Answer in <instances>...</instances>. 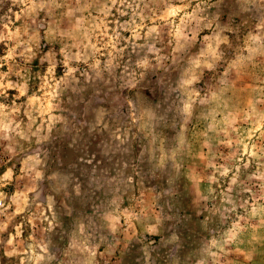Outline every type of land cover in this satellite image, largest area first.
Listing matches in <instances>:
<instances>
[{
	"label": "rangeland",
	"instance_id": "374dc122",
	"mask_svg": "<svg viewBox=\"0 0 264 264\" xmlns=\"http://www.w3.org/2000/svg\"><path fill=\"white\" fill-rule=\"evenodd\" d=\"M39 2L0 0V264H264V0H194L87 76L76 5Z\"/></svg>",
	"mask_w": 264,
	"mask_h": 264
},
{
	"label": "clouds",
	"instance_id": "9594fccd",
	"mask_svg": "<svg viewBox=\"0 0 264 264\" xmlns=\"http://www.w3.org/2000/svg\"><path fill=\"white\" fill-rule=\"evenodd\" d=\"M193 2L194 0H72V3L76 5L72 12L78 13L79 16L76 21V28L80 31L76 32L78 34L76 36L67 34L74 37L77 43L65 45L61 52L65 60L83 61L87 65L86 68L78 65L73 67L71 71L80 72L81 75L87 76L89 70L96 71L99 69L102 55L106 54L108 60L115 59L124 52L125 47L129 46L125 44V47H118L125 42L123 32L130 31L132 33V36L128 37L129 42L139 37L140 32L145 28L148 29L147 35H151L159 26L157 21H170L172 13L176 15L184 13L186 16L187 9ZM201 2L203 0L197 2V9L200 8ZM174 4L181 6L174 7ZM35 6L49 11L63 9L65 6L70 7L68 0H40ZM64 15L61 12V17ZM124 17H128V19L124 20ZM181 18L183 19V17ZM137 21L140 23L138 24ZM145 21H150L153 27H149L148 24L144 23ZM57 23V20H53V26ZM110 26L112 27L110 28ZM109 31H111V35H109ZM49 35H51V31ZM64 35L66 34L64 33ZM96 36L106 38L99 41L100 47L91 42ZM83 38H88L89 42L85 44ZM72 47L77 50L73 52ZM26 51H30V49L26 48ZM8 58H11V53ZM89 60L92 63L88 64ZM148 65L147 60L140 61L137 63V68L143 69ZM21 90L23 91V86H21ZM3 108L4 105L0 104V109Z\"/></svg>",
	"mask_w": 264,
	"mask_h": 264
}]
</instances>
